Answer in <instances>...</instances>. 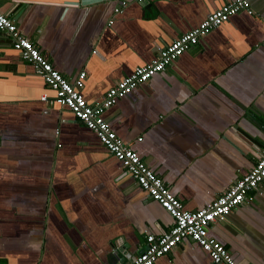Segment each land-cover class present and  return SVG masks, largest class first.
I'll use <instances>...</instances> for the list:
<instances>
[{
	"label": "crops",
	"instance_id": "obj_1",
	"mask_svg": "<svg viewBox=\"0 0 264 264\" xmlns=\"http://www.w3.org/2000/svg\"><path fill=\"white\" fill-rule=\"evenodd\" d=\"M0 0V11L89 104L231 0ZM104 109L120 140L187 210L264 153V0H251ZM0 31V264H125L172 223ZM207 235L264 264V179ZM153 264H213L189 239Z\"/></svg>",
	"mask_w": 264,
	"mask_h": 264
},
{
	"label": "built area",
	"instance_id": "obj_2",
	"mask_svg": "<svg viewBox=\"0 0 264 264\" xmlns=\"http://www.w3.org/2000/svg\"><path fill=\"white\" fill-rule=\"evenodd\" d=\"M134 1L145 4L148 0ZM250 1L231 0L221 4L206 14L196 26L157 50L149 63L135 67L128 75L117 80L106 90L102 100L94 105L87 103L79 92L84 72H80L72 82L67 80L53 68L34 43L17 30L14 22L0 11V31L9 35L12 47L18 51L24 61L32 65L35 73L54 93L51 99L42 94L40 100L53 102L69 110L78 121L95 134L101 145L119 161L138 187L145 191L149 198L163 208L172 219L167 231L158 235L147 234L141 250L125 264H153L158 257L168 253L183 239H189L197 244L213 264H238L223 245L207 235V227L210 222L225 216L240 205L248 192L258 188L264 179V153L247 172L235 179L223 193L206 206L187 210L171 193L163 180L116 136L104 119L103 111L116 98L145 82L153 74L164 70L183 51L196 44L198 38L211 28L219 26L240 10L251 14ZM124 5L125 1L119 0L113 11L120 12Z\"/></svg>",
	"mask_w": 264,
	"mask_h": 264
}]
</instances>
